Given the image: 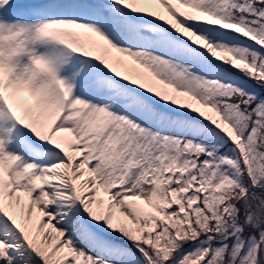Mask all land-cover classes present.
Returning <instances> with one entry per match:
<instances>
[{
    "label": "snow or ice",
    "instance_id": "obj_1",
    "mask_svg": "<svg viewBox=\"0 0 264 264\" xmlns=\"http://www.w3.org/2000/svg\"><path fill=\"white\" fill-rule=\"evenodd\" d=\"M0 264H264V0H0Z\"/></svg>",
    "mask_w": 264,
    "mask_h": 264
}]
</instances>
